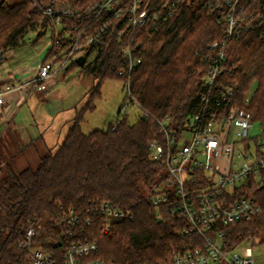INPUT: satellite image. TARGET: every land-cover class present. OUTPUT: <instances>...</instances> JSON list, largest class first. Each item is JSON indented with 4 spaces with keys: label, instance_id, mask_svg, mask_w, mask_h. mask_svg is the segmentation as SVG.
<instances>
[{
    "label": "trees",
    "instance_id": "16d2710c",
    "mask_svg": "<svg viewBox=\"0 0 264 264\" xmlns=\"http://www.w3.org/2000/svg\"><path fill=\"white\" fill-rule=\"evenodd\" d=\"M35 1L41 7L53 3ZM57 1L79 12L98 0ZM167 1L140 0L152 11ZM208 1L180 0L174 14L156 29L153 21L136 29L131 45L138 46L141 63L130 74L128 58L121 49L125 40L121 41L115 31L108 34L107 43L95 49L96 56L87 66L94 82L62 141L38 156L36 168L16 171L9 162L0 167V264H31L24 246L31 226L36 231L34 242L52 252L57 264H63L71 243L86 240L97 245L90 257L109 264L170 261L173 248L182 241L176 232L186 221L167 214L157 218L145 197L147 190L165 177L164 164L151 158L147 145L162 140L158 121L168 118L174 126H181L185 117L201 106L200 96L207 89L203 79L207 61L202 58L209 53V44L225 39L226 30L224 21L208 12ZM64 21L81 25L89 18L76 16ZM47 25L33 0L12 5L0 0V64L5 52L22 44L29 31L39 28L38 35H43ZM225 52L231 79L238 84L233 103L248 109L252 120L263 124L264 24L255 21L238 38L228 39ZM74 65L79 64L73 61ZM128 76L141 114L134 121L124 114L115 128L109 124L106 129L84 133V116L95 109L103 83L116 79L125 84ZM248 94L250 103L245 106ZM241 196L254 198L261 212L224 228L228 249L248 232L264 234V170L258 180L251 178L234 190L233 198ZM102 201L128 207L134 215L113 220L107 232L103 231L104 219L98 215L90 224L84 221L82 228L63 220V212L70 208L82 213L84 220L89 205Z\"/></svg>",
    "mask_w": 264,
    "mask_h": 264
},
{
    "label": "built area",
    "instance_id": "2783aa9c",
    "mask_svg": "<svg viewBox=\"0 0 264 264\" xmlns=\"http://www.w3.org/2000/svg\"><path fill=\"white\" fill-rule=\"evenodd\" d=\"M52 1L41 7L33 0L48 20L44 29L50 30V40L31 75L16 85L0 87V104L15 88L46 90L53 74L67 69L69 62L78 57L85 58L91 48L105 45L108 34L114 31L121 41L125 40L121 49L128 58L130 74L141 63L138 46L131 45L135 30L151 21L156 29L174 14L180 2H163L152 11L140 0H98L76 12L64 2ZM206 6L209 13L224 21L225 39L209 44V53L202 58L207 61L203 77L207 89L200 96L199 110L186 116L181 126H174L168 118L158 121L162 140L150 141L147 148L153 160L164 164L165 177L149 188L145 197L157 218L167 214L186 221L176 232L181 243L164 264H264V253L255 255L258 248L264 252V234L248 232L230 249L224 235V228L261 212L254 198H233L236 188L251 178L258 180L264 170V123L255 137L249 136L254 121L248 109L232 101L238 84L231 79L225 49L228 39L238 38L255 21L264 24V0H209ZM76 16L89 18V22L77 25L64 21ZM125 87L127 100L123 108L131 101L139 107L130 91L129 76ZM250 98L249 94L245 96V106ZM82 215L70 208L63 212V220L82 228L84 221L90 224L98 215L104 219L103 231L107 232L113 220L131 219L134 214L128 207L102 201L89 205L84 220ZM35 236V229L29 227L24 246L31 263L57 264L52 252L34 242ZM96 250L95 241L73 242L64 252L63 264H109L90 257Z\"/></svg>",
    "mask_w": 264,
    "mask_h": 264
},
{
    "label": "rangeland",
    "instance_id": "374dc122",
    "mask_svg": "<svg viewBox=\"0 0 264 264\" xmlns=\"http://www.w3.org/2000/svg\"><path fill=\"white\" fill-rule=\"evenodd\" d=\"M10 5L16 4L23 0H7ZM38 30L29 31L24 42L16 48L17 58L14 57L6 59L4 67H13L17 64H22L30 67V63L33 58L36 57V50L43 43L42 41L50 40V30H44V35L39 43H33V40L37 37ZM42 42V43H41ZM7 53H5L6 56ZM96 56V50L93 49L85 56V63L81 65H73V61L69 62V70L63 69L53 75L55 81L50 86L47 93L31 92V98L23 105L20 114L23 113L21 121H24V126L34 124V122H42V119H47V116L43 113L35 112V107L41 102L42 109L47 108L49 105L54 112V117L49 118L50 127L53 129L62 128L61 134L58 132L55 136L49 139V146L56 148V146L62 141L66 128L72 123V118L76 116V108L78 110L82 107L87 99V92L92 87L94 82V76L88 69V64L92 63ZM67 67V68H68ZM254 88V85L253 87ZM252 91H250L251 93ZM40 95H46L45 100H40ZM48 95V96H47ZM126 97L125 84L116 79H107L101 87V95L95 100V109L92 112H88L84 116V121L81 124L84 133H90L96 129H106L109 124H116L119 119L125 114L129 121H134L137 116L141 114L140 108L135 104H129L125 107L122 113L119 115V109L123 105V101ZM78 104V105H77ZM123 107V106H122ZM50 117V116H49ZM260 123L254 121V125L249 131L250 137H255L260 132ZM24 161H23V160ZM38 165V157L35 160V155L26 154L14 161V169L20 171L25 167L36 168ZM261 248L256 249L255 255H263ZM30 257V256H29ZM31 262V260H30ZM32 264V263H31Z\"/></svg>",
    "mask_w": 264,
    "mask_h": 264
},
{
    "label": "crops",
    "instance_id": "0c3cea01",
    "mask_svg": "<svg viewBox=\"0 0 264 264\" xmlns=\"http://www.w3.org/2000/svg\"><path fill=\"white\" fill-rule=\"evenodd\" d=\"M37 30L38 33L41 31L39 28H37ZM43 35L37 34V37L33 40V43H39L42 39H44L42 38ZM42 42L41 46L37 48L35 52L36 57L32 59L28 69L22 64H17L12 68L4 67L7 58L14 57V60H16L17 54L15 49L18 48V46L8 49L5 52L7 54L6 56L4 54L5 58L0 64V87H4L7 84L16 85L34 72L38 61L44 54L48 40L47 42L44 40ZM53 75L48 79V86L46 90L39 91L33 88H15L7 94L5 103L0 104V167L4 166L7 162L13 166L14 161L24 157L26 154L35 155L36 160V158L40 154H43L47 149H52L51 146H49V139L52 136H55L57 132L58 134H61L62 128L53 129L50 127L49 118H53L55 114L49 105L47 108L45 106V108L42 109V104L39 102V104L35 107V112L37 115L39 113L45 114L47 119H42V122L37 121L34 122V124H29L28 128L27 126H24V121H21L23 113L20 114L23 105L26 104L31 98L32 91L40 92V94L44 92L47 93L50 86L54 84L55 79ZM45 96L46 95H40V100H45ZM75 108L77 109V114L81 107L79 110L76 106ZM73 119L74 118H72V120ZM70 125L66 128V132Z\"/></svg>",
    "mask_w": 264,
    "mask_h": 264
},
{
    "label": "water",
    "instance_id": "95a60500",
    "mask_svg": "<svg viewBox=\"0 0 264 264\" xmlns=\"http://www.w3.org/2000/svg\"><path fill=\"white\" fill-rule=\"evenodd\" d=\"M84 61H85V59H84L83 56H80V57H78V58L76 59V62H77L79 65H81V66L84 65Z\"/></svg>",
    "mask_w": 264,
    "mask_h": 264
}]
</instances>
